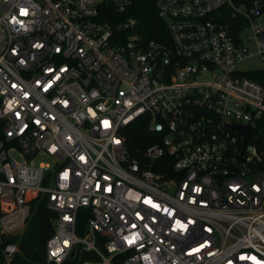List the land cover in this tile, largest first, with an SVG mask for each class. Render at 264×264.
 <instances>
[{
    "label": "built area",
    "instance_id": "obj_1",
    "mask_svg": "<svg viewBox=\"0 0 264 264\" xmlns=\"http://www.w3.org/2000/svg\"><path fill=\"white\" fill-rule=\"evenodd\" d=\"M152 1L158 38L135 0H0V240L43 194L41 264H264V0Z\"/></svg>",
    "mask_w": 264,
    "mask_h": 264
},
{
    "label": "trees",
    "instance_id": "obj_2",
    "mask_svg": "<svg viewBox=\"0 0 264 264\" xmlns=\"http://www.w3.org/2000/svg\"><path fill=\"white\" fill-rule=\"evenodd\" d=\"M129 14L135 15L138 20V30L146 38H158L166 34V25L158 13V8L152 0H135L129 8ZM249 75L264 83V69L259 72H249ZM137 129L140 133H146V127L139 125ZM3 129L0 121V137ZM152 137L145 140H136L133 150L137 144L146 146L152 143ZM133 143V141H131ZM46 195L40 194L31 200V212L27 223L21 233L16 236L5 237L0 240V264H6L3 252L4 244L9 240H17L20 250L14 255L11 264H41L46 258V244L49 237L55 230L54 218L56 213L48 206ZM88 207H81L78 216V232L84 234L87 219ZM102 238V237H101ZM100 238V239H101ZM99 245L104 249L102 241ZM100 255L92 250H86L78 245L74 255L68 257L62 264H82L87 260H98Z\"/></svg>",
    "mask_w": 264,
    "mask_h": 264
},
{
    "label": "rangeland",
    "instance_id": "obj_3",
    "mask_svg": "<svg viewBox=\"0 0 264 264\" xmlns=\"http://www.w3.org/2000/svg\"><path fill=\"white\" fill-rule=\"evenodd\" d=\"M262 66H263V60L260 54L257 52L256 45H251V55L242 62H240L239 67L245 70L248 68L262 67Z\"/></svg>",
    "mask_w": 264,
    "mask_h": 264
},
{
    "label": "water",
    "instance_id": "obj_4",
    "mask_svg": "<svg viewBox=\"0 0 264 264\" xmlns=\"http://www.w3.org/2000/svg\"><path fill=\"white\" fill-rule=\"evenodd\" d=\"M238 128L242 129L244 131V136H245V141H244V148L246 147L250 132H251V125H241V124H236ZM74 252H72L71 255H73Z\"/></svg>",
    "mask_w": 264,
    "mask_h": 264
}]
</instances>
